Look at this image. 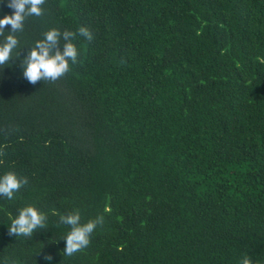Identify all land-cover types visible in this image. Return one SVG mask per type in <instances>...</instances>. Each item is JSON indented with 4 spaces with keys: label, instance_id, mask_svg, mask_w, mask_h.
Returning <instances> with one entry per match:
<instances>
[{
    "label": "trees",
    "instance_id": "obj_1",
    "mask_svg": "<svg viewBox=\"0 0 264 264\" xmlns=\"http://www.w3.org/2000/svg\"><path fill=\"white\" fill-rule=\"evenodd\" d=\"M0 0V19L12 15ZM0 68V264H264V0H45ZM87 27L55 82L21 60ZM0 43L11 31L5 26ZM61 51L64 43L60 41ZM34 206L47 227L10 236ZM103 226L73 256L59 215ZM45 256H51L46 261Z\"/></svg>",
    "mask_w": 264,
    "mask_h": 264
},
{
    "label": "clouds",
    "instance_id": "obj_2",
    "mask_svg": "<svg viewBox=\"0 0 264 264\" xmlns=\"http://www.w3.org/2000/svg\"><path fill=\"white\" fill-rule=\"evenodd\" d=\"M45 0H8L7 7L13 9L12 15H5L0 19V36L5 33V26L10 25L11 31L5 37L3 43H0V68L8 65L10 60L19 58L17 50L19 41L15 33L23 30L25 18L28 16L43 15L42 5ZM79 35L91 42L93 35L87 27L81 26L77 32L51 29L44 34V39L37 41L35 46L30 48L27 55L21 60L23 77L31 84L38 81L55 82L57 79L67 74L70 69V63L75 65L78 61L79 52L72 42ZM61 39L64 43L61 51ZM0 151V156L4 155ZM26 177L18 178L14 173H7L0 177V196L9 200L14 198V193L26 185ZM59 223L69 226L70 231L63 238L65 247L63 252L66 256H73L77 252L83 251L90 244L91 234L95 229L103 226L104 216L98 215L94 219L81 223V214L79 210H73L67 214L59 215ZM47 227V216L37 210L34 206H26L18 210V215L11 220L8 228L10 236L32 237L38 229ZM46 261H51V256H45ZM240 264H252L251 259L244 255Z\"/></svg>",
    "mask_w": 264,
    "mask_h": 264
}]
</instances>
